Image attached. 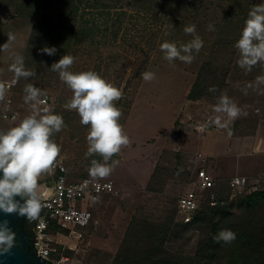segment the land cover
<instances>
[{
  "label": "rangeland",
  "instance_id": "1",
  "mask_svg": "<svg viewBox=\"0 0 264 264\" xmlns=\"http://www.w3.org/2000/svg\"><path fill=\"white\" fill-rule=\"evenodd\" d=\"M259 3L261 0H0V80L16 82L15 106L20 114L17 123L0 120V131L18 126L30 115H60L64 127L51 137L60 146L58 158L64 159L75 178L93 177L89 173L91 161H105L100 154H87L88 126L81 123L76 110L66 107L73 92L51 66L63 55H70L74 57L70 71H94L121 91V97L114 103L121 112L118 122L129 143L107 161L112 166L108 176L94 177L115 180L118 192L94 208L95 223L90 229L78 231L75 239L57 238L67 247L66 264H115L134 218L137 221L131 242L138 247L142 261L196 254L200 243L209 236L210 227L177 222V200L191 175L186 161L197 153L194 150L186 153L183 146L189 135L195 133L191 129L194 108L185 95L206 63L226 77L227 84L248 81L253 89L256 83L257 94L264 95V62L240 67L235 47L248 12ZM191 25L196 26V32L186 34L185 27ZM117 33L119 39L115 40ZM9 35L15 36V40L9 42ZM194 35L200 37L203 47L198 52L193 50L191 63L164 59L162 43L174 42L179 47L190 42ZM52 47L57 51L49 56L45 50ZM17 56L23 58L24 69L34 75L16 76L11 66ZM147 60L143 73L152 72L155 78L150 81L143 80L142 75L133 78L136 69ZM29 85L39 89L41 95L26 102L25 89ZM217 88L212 86L211 94L204 97L211 106L209 113L214 110L217 98L213 94ZM44 97L48 103L41 105ZM263 105L264 102L257 103L253 111L261 116L264 125ZM179 113L185 128L176 135L173 123ZM207 119L193 123H206ZM251 119L252 126L258 125L256 116ZM154 122L157 123L152 126ZM132 151L138 154L128 156ZM258 152L262 154L254 156L253 151L244 149L243 155L235 158L241 170L233 174L252 183L246 193L229 198L228 181L215 176L229 210L225 218L215 216L214 222L224 223L235 235L251 232L264 236V208L247 211L240 206V200L251 193L264 194V177L250 176L262 174V167L254 169L260 165L257 157H264L263 150ZM136 168L141 175L156 172L149 185L130 175V169ZM45 178L42 174L39 183L44 185ZM159 232L163 233L161 238ZM157 238L160 250L153 251L152 244ZM233 247L226 244L228 252H220L207 264H228Z\"/></svg>",
  "mask_w": 264,
  "mask_h": 264
},
{
  "label": "clouds",
  "instance_id": "2",
  "mask_svg": "<svg viewBox=\"0 0 264 264\" xmlns=\"http://www.w3.org/2000/svg\"><path fill=\"white\" fill-rule=\"evenodd\" d=\"M186 34H194L196 26L185 27ZM9 42L15 36L9 35ZM6 47L7 45H3ZM203 47L199 36L181 44L164 42L160 45L164 59L169 62L180 60L191 63L192 52H198ZM239 51L240 67H251L264 62V0L254 5L248 12L240 38L235 44ZM56 48H47L49 56L56 54ZM74 57L63 55L58 62L51 66L59 73V78L73 92L71 101L66 107L77 111L81 123L88 126V155L100 154L104 163L91 161L89 173L93 177H106L112 171L107 161L117 154L122 146L129 143L128 136L123 132L119 118L120 110L114 101L121 97V91L107 82L94 71L72 72L69 70ZM11 70L19 77L34 75L23 67V58L16 57ZM155 78L152 72L142 73V79L150 81ZM25 100L35 101L41 91L32 85L25 89ZM3 92L0 89V96ZM48 113V110H45ZM215 112L226 113L235 118L240 115V109L227 96H222L214 107ZM219 123V118H217ZM64 127L63 118L57 114L30 115L25 117L18 126L7 131H0V212L17 213L19 216L36 219L42 210L44 195L50 191L39 183L42 174L47 172L58 157L61 149L52 139L54 132ZM203 131V126L198 128ZM115 164V161H113ZM16 197H20L19 200ZM235 233L222 230L217 239L224 242L235 240ZM15 233L8 227L7 222H0V254L13 247Z\"/></svg>",
  "mask_w": 264,
  "mask_h": 264
},
{
  "label": "built area",
  "instance_id": "3",
  "mask_svg": "<svg viewBox=\"0 0 264 264\" xmlns=\"http://www.w3.org/2000/svg\"><path fill=\"white\" fill-rule=\"evenodd\" d=\"M16 82L0 80V120L17 123L20 114L15 106ZM47 97L40 104L46 105ZM257 113H260L257 110ZM211 119L206 123L195 122L191 128L198 134L209 130ZM203 126V131L198 128ZM206 158L201 153L195 155L190 168V179L177 200V222L189 225L194 222L200 211L206 207L219 204L217 179L199 162ZM44 184L51 192L43 197V214L37 220L34 229L32 250L47 263L66 264L69 259L65 253V245L57 238H77L78 231L90 229L95 223L94 208L106 198L117 195V184L114 180H99L94 177L75 178L68 169L63 158H56L50 169L44 173ZM50 182V183H49ZM49 184V185H48ZM249 179L235 177L228 181L229 198L233 199L247 192L251 186Z\"/></svg>",
  "mask_w": 264,
  "mask_h": 264
},
{
  "label": "crops",
  "instance_id": "4",
  "mask_svg": "<svg viewBox=\"0 0 264 264\" xmlns=\"http://www.w3.org/2000/svg\"><path fill=\"white\" fill-rule=\"evenodd\" d=\"M193 85H191L190 89L185 95L186 101L189 103L191 108H194V114H191V121L192 123L195 120L203 121L208 117L211 119V121L210 128L204 136L196 133L194 130L193 131L195 133L189 135V138L183 145L186 148V153L194 150L197 153L203 154V156L206 158V161L199 162V164L204 165L205 168H207V170L214 177L216 176L219 178V180L229 181L232 178L240 177L233 174L241 170L240 164L238 163V160H235V158H240L241 155H243L242 151L244 149L247 151H253L254 156L262 154L258 151H264L263 121H261V116L254 114L253 111V108L257 105V103L262 104L264 102V95L260 96L257 94V88L259 84L254 83L252 89L248 81L240 80L234 83L228 82L227 87L222 91L220 97L217 98L214 107L219 103V100L222 96L229 97L230 100L234 102L240 109V115L235 118L229 117L223 112H215L214 110L212 113H209L211 106L208 105L206 98H202L197 101H189L188 96ZM175 100L176 98L172 101L175 102ZM175 107L177 106L175 105ZM252 116H256L258 118V125L254 123V126H252L251 122H254L251 121ZM217 118H219V123L216 122ZM182 120L183 117L181 113L177 114L176 118L174 119L173 130L175 129L176 124L179 122V126L177 127L178 133H182L181 129L184 124ZM156 123L157 122H154L152 126H154ZM134 154H138V152L135 153L134 151L133 153L132 151L130 154H128V156H132ZM257 158L259 159L260 165H254V169H256V167H262V170L260 171L262 174H252L250 176L264 177V157L259 156ZM190 159L191 158H189L188 163L186 161L187 168H191L193 166L195 157L192 158L191 161ZM209 160L210 164L208 166ZM130 170L131 176H135L137 180H143L146 185L150 184L153 173L151 175H141V171H138L137 168L136 171L133 169ZM110 179L111 178L106 180Z\"/></svg>",
  "mask_w": 264,
  "mask_h": 264
},
{
  "label": "trees",
  "instance_id": "5",
  "mask_svg": "<svg viewBox=\"0 0 264 264\" xmlns=\"http://www.w3.org/2000/svg\"><path fill=\"white\" fill-rule=\"evenodd\" d=\"M115 40L119 39L118 33L114 36ZM148 60L136 69L134 77L140 78L142 73L146 70ZM209 73L211 75L209 76ZM208 75V76H207ZM219 84V85H218ZM216 85L217 91L213 94L214 98H219L222 91L227 87L226 77H222L219 71L212 69V65L206 63L202 66L197 81L193 85L188 96L189 101H197L206 96H209L211 87ZM130 108V107H128ZM176 124L174 134H178ZM159 165L156 166L155 171L158 170ZM156 172L153 174L154 179ZM152 181V180H151ZM219 204L216 207H204L195 218L194 222L184 226H194L199 224H206L210 227L209 236L200 243L199 248L194 256L188 255H167L159 256L155 261H142L143 257L140 254L138 247H133L131 240L135 237L134 225L136 218L133 219L132 227L127 231L123 251L118 255V261L115 264H207L209 260L214 258L220 252H228L226 244L234 245L232 256H229L228 264H264V236H258L251 232H239L235 235V240L231 242H224L218 240L217 237L222 230H226L224 223H215L214 217L217 215L225 216L228 214L229 207L225 204V196L223 192L219 191ZM243 206L247 211H257L264 208V194L255 193L250 194L244 199L240 200V206ZM222 221V220H221ZM220 221V222H221ZM163 233L159 232V238ZM231 243V244H230ZM152 250L158 251V238L153 241ZM152 261V262H151Z\"/></svg>",
  "mask_w": 264,
  "mask_h": 264
},
{
  "label": "water",
  "instance_id": "6",
  "mask_svg": "<svg viewBox=\"0 0 264 264\" xmlns=\"http://www.w3.org/2000/svg\"><path fill=\"white\" fill-rule=\"evenodd\" d=\"M17 200L20 197H16ZM7 222L8 227L15 233L16 243L11 249L0 254V264H52L40 259L32 250V238L25 228L26 217L17 213L0 212V222Z\"/></svg>",
  "mask_w": 264,
  "mask_h": 264
},
{
  "label": "flooded vegetation",
  "instance_id": "7",
  "mask_svg": "<svg viewBox=\"0 0 264 264\" xmlns=\"http://www.w3.org/2000/svg\"><path fill=\"white\" fill-rule=\"evenodd\" d=\"M42 214H43V209L41 210L40 215L34 220H31V219L26 217L25 228L30 232V236L32 238V243H33V238H34V229H35L37 220L40 216H42ZM16 241H17L16 239L13 241V245L16 243Z\"/></svg>",
  "mask_w": 264,
  "mask_h": 264
}]
</instances>
